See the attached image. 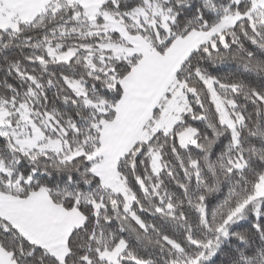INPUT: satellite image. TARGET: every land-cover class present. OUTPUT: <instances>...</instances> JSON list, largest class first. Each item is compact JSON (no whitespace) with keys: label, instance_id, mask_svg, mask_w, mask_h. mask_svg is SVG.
Instances as JSON below:
<instances>
[{"label":"snow or ice","instance_id":"snow-or-ice-1","mask_svg":"<svg viewBox=\"0 0 264 264\" xmlns=\"http://www.w3.org/2000/svg\"><path fill=\"white\" fill-rule=\"evenodd\" d=\"M0 264H264V0H0Z\"/></svg>","mask_w":264,"mask_h":264}]
</instances>
